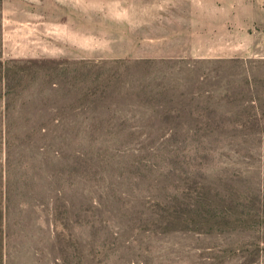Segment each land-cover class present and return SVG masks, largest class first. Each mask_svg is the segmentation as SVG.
<instances>
[{
  "label": "rangeland",
  "instance_id": "374dc122",
  "mask_svg": "<svg viewBox=\"0 0 264 264\" xmlns=\"http://www.w3.org/2000/svg\"><path fill=\"white\" fill-rule=\"evenodd\" d=\"M232 1L0 0V264H264V11L199 12Z\"/></svg>",
  "mask_w": 264,
  "mask_h": 264
},
{
  "label": "crops",
  "instance_id": "0c3cea01",
  "mask_svg": "<svg viewBox=\"0 0 264 264\" xmlns=\"http://www.w3.org/2000/svg\"><path fill=\"white\" fill-rule=\"evenodd\" d=\"M236 1V0H235ZM235 1L233 0V4H228V5H219V4H207V5H203V6H199L201 7L199 9V12H209V13H214V12H223V11H227V12H251V13H256V12H261L264 11V6H259L257 5L256 0H252L249 2L248 5H239V4H235ZM207 19H209L210 21H212L213 23L215 21H217L219 18L216 17H208ZM169 35H166V38H169Z\"/></svg>",
  "mask_w": 264,
  "mask_h": 264
}]
</instances>
